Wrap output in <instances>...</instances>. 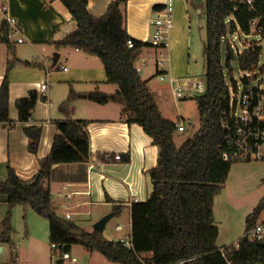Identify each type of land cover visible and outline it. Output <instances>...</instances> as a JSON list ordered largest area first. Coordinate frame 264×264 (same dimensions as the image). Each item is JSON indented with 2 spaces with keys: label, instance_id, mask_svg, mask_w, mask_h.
Returning <instances> with one entry per match:
<instances>
[{
  "label": "trees",
  "instance_id": "obj_1",
  "mask_svg": "<svg viewBox=\"0 0 264 264\" xmlns=\"http://www.w3.org/2000/svg\"><path fill=\"white\" fill-rule=\"evenodd\" d=\"M69 10L76 27L61 38L51 41L57 49L71 47L97 56L104 64L108 81L118 85L115 93L98 88L89 92L71 89L59 108L65 120L56 121L57 133L50 153L40 159V168L29 180L19 177L11 166L6 178H0V200L9 204L3 220L0 243L14 248L13 210L22 205L33 208L49 220L51 244L64 254L73 245H82L90 252H99L110 262L119 264H264V241H250L246 236L237 244L219 246V227L215 223L214 201L223 189L234 162L221 157L225 131L221 121L230 102L229 87L222 64V41L227 44L225 66L232 70L234 50L227 40L230 31L250 33L251 21L264 15V3L256 1L253 10L247 0H206L207 10V88L195 97L201 126L193 137L177 145L176 121L162 115L148 81L135 65L142 48L151 44L132 38L126 27L125 5L129 0H113L101 17L93 16L89 0H60ZM232 17V18H231ZM230 21H228V19ZM264 25V19L261 21ZM129 38L134 45L129 46ZM7 44L9 60L0 88V122H12L10 116V73L18 65L43 68L37 61L18 57L9 38L6 22L0 25V43ZM263 53L262 46L253 44L239 54L242 71L251 69ZM85 98L100 104H120L125 121L137 123L158 146V162L149 170L153 189L145 201L131 204L133 248L122 242L107 240L94 229L86 231L73 220L57 212L51 189V173L59 164L85 163L90 156L88 120L70 116L71 103ZM45 99L36 90L16 100L18 120L29 122L37 102ZM29 138L28 150L39 151L42 137L40 126L24 129ZM128 161L129 155L107 161ZM113 202V215L119 216L124 204ZM264 210V197L247 216L249 228ZM225 249L222 252L221 249Z\"/></svg>",
  "mask_w": 264,
  "mask_h": 264
},
{
  "label": "crops",
  "instance_id": "obj_2",
  "mask_svg": "<svg viewBox=\"0 0 264 264\" xmlns=\"http://www.w3.org/2000/svg\"><path fill=\"white\" fill-rule=\"evenodd\" d=\"M112 1L89 0L88 9L93 16L101 17ZM5 2L8 6L7 16L17 19V26L24 39L22 43L17 42L16 35L8 25L9 38L15 44L18 57L22 60H35L45 67L27 68L18 65L11 71L12 122H0L4 125V127L0 125V165L11 166L21 179L29 180L39 170L40 159L46 157L52 149L57 133L56 121L66 119L59 106L67 99L71 89L80 93L98 88L112 94L118 90V85L108 81L104 64L97 56L71 47L57 49L51 43L53 39L65 36L76 27L69 10L60 0H5ZM163 2L164 0H129L125 5L126 27L132 38L151 44L153 34L151 19L155 17ZM173 7L174 26L169 31L166 49L161 55V51L152 45L142 48L135 65L143 79L148 81L162 115L176 121L170 115L163 114L161 108L163 105L167 108V105L161 106V97H166L168 93L178 97L177 84H180L183 96L178 98L183 100L188 97L187 92L194 91L189 88V84L196 81L189 79L193 47V18L189 0H174ZM3 22H6V15L0 9V25ZM8 60L7 44L1 42L0 88ZM150 63L155 72L154 76L164 81L156 92L151 87L152 76L146 77L142 74L143 67ZM63 67L68 69L65 70ZM42 84L47 85L48 96L45 100L37 102L29 122L19 121L18 111H14L15 108L13 110L16 100L28 96L31 90L42 93ZM122 109L120 104L114 102L100 104L85 98L75 99L71 103V118L89 121L87 129L90 134V156L85 163L54 166L51 173V189L58 214L66 217V213H70V220L86 231L95 229H88L87 222L96 224L109 214H112V218L120 219L127 213L128 222L123 225L118 222L116 230L121 231L128 226L129 233L125 237L130 238L131 204L133 201H145L152 192L153 183L149 170L157 164L159 150L153 138L142 126L125 121ZM177 125L184 126L178 122ZM29 126H40L43 130L37 154L28 150L29 138L24 129ZM116 154L129 155L130 159L123 161L112 158L111 161L95 166L94 160L97 157ZM109 197L117 204H124L125 207L119 216L113 215L114 203L108 201ZM8 210L7 201L0 200V235ZM82 216H87L88 219ZM118 226H121V229H117ZM31 235L29 228L27 240H31ZM118 240L120 238L115 241ZM13 241L14 248L9 244L0 243V264H36L42 260V251L35 245L30 254L23 252L21 243L18 245L15 239ZM73 249L72 246L68 251L71 259H64L63 253L58 248H53L51 244L47 250L46 260L48 264H74L72 259L76 258L72 257ZM88 251L85 253L90 261H93L94 257L99 258L96 256L99 252Z\"/></svg>",
  "mask_w": 264,
  "mask_h": 264
},
{
  "label": "rangeland",
  "instance_id": "obj_3",
  "mask_svg": "<svg viewBox=\"0 0 264 264\" xmlns=\"http://www.w3.org/2000/svg\"><path fill=\"white\" fill-rule=\"evenodd\" d=\"M189 8L193 18V47L189 79L200 82L203 85L204 93L207 88L206 0H189ZM198 9L200 12H198ZM231 18H229L228 21H230ZM227 40L231 43L235 56L231 62V72L225 66L227 52L225 39L222 41V64L224 65L227 85L229 88H232L234 83H237L238 85L242 84V77L245 74V72L239 67V54L243 53L253 44L262 46L264 52V36L257 34L254 30L250 33H244L241 30L234 32L229 30ZM143 68L144 70L142 74L144 76H152L151 87L156 92V89L159 86H162L164 81H161L156 75L154 76L155 72L151 63ZM258 68H264V54L259 58ZM203 93L198 91L187 92L189 95L183 100H180L172 93H168L166 97H161V106L163 104L167 105V108H165L164 105L162 106L163 108H161L163 114L170 115L179 124L185 126V131L178 130L175 133L177 145H180L186 139L193 137L200 128L201 118L195 97ZM13 110L17 112L16 106H13ZM0 125L4 127L3 124ZM6 167L7 164L0 165L1 179H5L7 176ZM263 197L264 162H234L223 189L216 195L214 201L215 223L219 227V246L225 247L237 244L239 239L244 237L247 216L253 212ZM261 213L264 215V210H262ZM82 217L88 219L87 216ZM118 222L122 223V225L126 224L128 222L127 213H125L120 219H118V217H113L107 223L106 229L101 232V236L107 240H117L122 236L125 237L128 235V226L121 231L116 230V224ZM94 224L92 225L87 222L86 227L88 229H93ZM29 228L32 232L31 240H27L26 238L27 233H29ZM13 229L12 238L15 239L18 245L19 243L22 244L23 252H29L32 254V248H34L35 245L42 251L41 253L44 256H41L42 260L38 263L36 262V264H48L46 254L48 248L51 246L49 238V220L46 217L39 215L33 208L19 205L13 210ZM73 247L72 257L76 258L80 264H109L108 262H110L101 253H97L96 255L99 256V258L94 257L93 261H90V258L85 253L88 251L87 248L82 245H73ZM48 256H50L49 253ZM45 260L47 263H45Z\"/></svg>",
  "mask_w": 264,
  "mask_h": 264
},
{
  "label": "built area",
  "instance_id": "obj_4",
  "mask_svg": "<svg viewBox=\"0 0 264 264\" xmlns=\"http://www.w3.org/2000/svg\"><path fill=\"white\" fill-rule=\"evenodd\" d=\"M256 1L264 0H247L253 10H256ZM174 0H164L162 7L156 11V15L151 19L153 26V34L151 45L162 51L166 49L168 44V35L174 26ZM0 9L6 15V22L16 35L17 42H24L17 26V19L7 16L8 6L5 0H0ZM264 15L257 17L251 21V30L257 34L264 36V25L261 21ZM130 47L134 45L133 39L129 38ZM263 54V53H262ZM67 70V67H63ZM242 84L234 83L229 88L230 104L228 110L223 112L221 121L222 128L225 131V142L222 147L221 157L225 161L230 162H264V68H258V62L249 70L244 71ZM189 88L194 91L203 93L204 88L200 82H191ZM178 97H182V88L177 84ZM47 85L42 84L41 95L48 96ZM178 130L184 131V126H178ZM109 156L97 157L94 160L95 166H100L107 161ZM116 159H120L121 155L116 154ZM94 166V165H93ZM66 218L70 219V213H66ZM117 229H121L118 226ZM244 236L250 241H264V215L261 213L256 221L247 229ZM127 248H133L132 238L122 237L119 240ZM53 248H57L55 244ZM225 252V249H221ZM64 259H71V254L66 252L63 254ZM74 264H79L77 259H72Z\"/></svg>",
  "mask_w": 264,
  "mask_h": 264
},
{
  "label": "water",
  "instance_id": "obj_5",
  "mask_svg": "<svg viewBox=\"0 0 264 264\" xmlns=\"http://www.w3.org/2000/svg\"><path fill=\"white\" fill-rule=\"evenodd\" d=\"M264 54V52H263ZM58 54L55 55L57 57ZM233 57H235L233 55ZM112 218V214L106 215L103 218H101L96 224L94 225V228L98 230L99 232H102L107 224V222Z\"/></svg>",
  "mask_w": 264,
  "mask_h": 264
}]
</instances>
